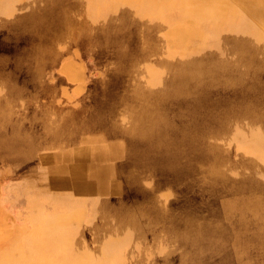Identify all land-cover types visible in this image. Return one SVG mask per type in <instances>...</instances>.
<instances>
[{
  "label": "bare ground",
  "instance_id": "bare-ground-1",
  "mask_svg": "<svg viewBox=\"0 0 264 264\" xmlns=\"http://www.w3.org/2000/svg\"><path fill=\"white\" fill-rule=\"evenodd\" d=\"M236 1L242 5V9L249 16L262 25L264 31V0ZM116 9H119L117 13H111ZM177 10L182 13V18L179 20H175L172 16L173 11ZM106 11L109 12L106 24L104 23L96 29L97 25L93 20L103 16ZM237 14L227 0H0V89L6 88L5 93L0 94V133L6 130L10 120L11 110L7 107L6 100L9 98L7 94L11 88H14V91L18 92L14 96L16 97L15 100L20 101V92L23 93L25 90L20 86L13 87V78L18 80L23 77L26 82L30 83L27 80L37 76L34 73L46 72L47 77L45 74L41 75V82L45 81V84L43 82L35 88L44 92L46 98L53 97L56 89L52 88L54 86H50L48 81L50 71L47 72L46 69L48 66H50L49 70L52 69L53 54L57 52L55 48L58 43L68 39L70 41V38L76 34L78 37L81 36V38L89 40L90 43L92 42L90 51L94 52L95 56L99 57L104 53L111 55L110 59L102 61L105 77L97 82V93L94 94L91 89L86 93L87 97L95 95L96 103L95 101L92 103L93 99L89 97L91 103L87 108L82 107L81 111L78 110L76 112L78 115L73 109L71 112L57 114L46 107L43 108V120L52 130H55L57 136L60 135L62 138L65 136L66 130L75 123L79 130L83 128L91 131L100 130L108 137L122 138L124 161L117 165V172L122 178V198L99 202L93 207L92 210L100 216V223L96 230V235L99 236L98 247L96 250L91 248L95 251H89L82 247L79 264H120L115 252L111 255L105 254L107 246L114 244L117 247L124 242L122 244L137 248L139 240L136 238L139 237V234L143 231L153 232L157 228H161L164 232L163 236L158 237V241L162 242L167 239L163 246L165 249L162 252L177 253L174 243H177L178 238L185 241L186 256L182 257L178 254L180 264H191L194 261L193 257L202 248L207 252L208 249L215 247L214 249H218V254L212 251L213 255L225 259L222 247L227 248L226 244L217 241L216 238L223 232V226L226 224L221 221L236 215L240 216L239 221L229 231L235 246L239 238L247 237L248 232L252 231L258 236L264 235V228H258L255 225L262 216L263 211H260L263 208L262 202L260 201L258 204L251 195L257 187V182L251 178L247 179L245 188L251 193L244 194L238 201L236 199L231 200L230 191L227 188L229 184L227 183V175L241 176L243 169L225 158L236 137L249 136L250 138L255 134H264V92L261 94V102L259 103L263 111L262 114L260 113L261 118L237 117L231 131L225 134L222 132L225 121L222 119L221 113L229 104L241 101L239 98L241 92L236 89L242 85L240 82L237 83L239 80L224 75L218 86L235 87L237 93L229 94L230 96L227 95L222 100L210 98L211 101H208L207 96H209L211 89L205 84L207 81L203 79L205 74L202 73L203 76L199 77V87L198 85L195 86L198 87L197 89L202 96L201 107H198L200 108L198 110L195 109L193 102H188L186 105L184 100L178 101L175 98H167L166 95L172 91L170 85L164 87L165 95L160 93L161 90L157 91L159 94L153 91V88L160 82L162 75L172 71L170 63L173 61L170 60V53L175 51L173 49H179L180 55H183L185 50H183L184 45L182 44L184 41L187 42L188 40L189 42L195 36L204 37L207 35L204 29L206 23H210L215 30L222 24H230ZM262 32L252 33L249 28L242 26L239 29L238 39L231 47L230 54L226 58L212 59L208 64L209 68H222L224 73H228L240 64L248 68L251 64L260 62L256 65V70L263 71L264 35ZM135 41L142 42V45L130 44ZM135 50L141 52L142 55L147 50L151 51L154 55L159 56V61L152 63L147 58H139L140 60L137 58L128 70L125 66L127 60L130 59L128 54ZM204 51V48L201 47L192 54L187 51L184 55L187 60L191 56V60L194 62L206 55ZM257 57L259 61H257ZM208 58L206 59L208 60ZM51 63L52 65H50ZM64 66L62 69L64 67L65 72L69 65L64 64ZM71 69L73 68L71 67ZM75 70L77 69L70 72ZM70 72L68 71V75ZM177 73L182 76L186 72L182 67H179ZM257 77V75L253 77L252 82H257ZM256 86L257 83H254L251 88L255 89ZM185 94L188 95V93ZM256 98L258 99V97ZM252 99L253 97L249 99L247 97L246 103L253 105ZM16 107L17 105L13 109ZM230 108L232 109V107ZM241 110L239 109V111ZM210 124L211 126L216 124L215 127L213 126L214 129L211 128L214 132L207 134L205 128L209 127ZM25 142L22 137L11 140L7 137L3 138L1 135L0 161L14 163L33 158L27 155L11 154L16 146L23 145ZM102 150L103 153H112L115 152L116 148L103 145ZM242 153L246 157L253 156L256 159L264 157V137L254 142L248 140L245 146L239 148L236 159ZM104 157H107V154L97 155L99 159ZM232 160L234 161V159ZM86 170L88 173H84V171L82 173L90 178H97L99 183L103 180L102 176L105 170L100 172L94 167L92 169V166H88ZM70 172L73 174L67 179L73 184L78 182L80 177H75L80 176L79 169L73 168ZM145 177L153 178L149 180ZM234 179L236 180V178ZM160 187L170 190L157 194V189ZM181 192L190 194L193 197L192 201L187 202ZM169 196L172 198L170 199ZM242 198L244 199L242 200ZM245 208L249 209L248 212L250 213L245 214L243 212ZM26 213H28V218L44 215L41 216L40 222L42 229H40L39 235L26 238L27 241L29 239L34 241L33 246L26 247L32 252L30 255L27 257L19 255L17 258L5 257L2 260L5 264H10L15 259H17L15 261L17 264H36L30 260V256L35 259L49 246H52V243L66 241L67 234L72 230L70 226H76L81 212L76 206L64 214L65 216L62 215L63 217L61 214L57 216L60 212L48 214L45 211L46 214H40V206L30 203L29 208L26 207ZM194 214H197L198 217L200 215L201 218L199 217L194 232L183 237L185 228L183 227L184 229L180 233L176 232V228L185 223L187 228L192 225L193 229L194 220L192 218ZM26 233L30 232L23 234ZM193 247L197 248L196 251L189 252ZM136 250L140 254L138 257H141L139 249ZM250 255L253 258L249 264H253L254 257L258 256L259 253L255 250L250 252ZM211 258L214 259V256ZM228 260L229 258L225 259L223 264H228ZM209 262L205 264H209Z\"/></svg>",
  "mask_w": 264,
  "mask_h": 264
},
{
  "label": "rangeland",
  "instance_id": "rangeland-1",
  "mask_svg": "<svg viewBox=\"0 0 264 264\" xmlns=\"http://www.w3.org/2000/svg\"><path fill=\"white\" fill-rule=\"evenodd\" d=\"M227 2H229L231 8L234 9L238 13L233 19V21L230 24L229 23L222 24L219 28L215 30L210 23H206L204 26V29L207 35L204 37L195 36L191 38L189 42L188 40L187 42L184 41V43L182 44L184 45V49L183 48L182 49L185 50L183 55H180L179 49L177 50L173 49L175 51L172 50L173 53H170L171 54L170 60L173 61L172 63H170L172 67L171 68L172 71L166 72L165 74H163L159 80L160 82H158L156 85L158 88H155L156 86L153 88L154 93L159 94L157 91L161 90L160 93L162 95H165L166 92H164V87H166L167 85H170L172 91H170V94L166 95L167 98L169 99L175 98V99H178V101L184 100L183 102L186 105H188V102L190 103L193 102L195 109L197 108L196 110H198L200 109L198 107H201L200 105H201L202 96L200 94V91L197 88L200 85L199 77L203 76L202 73L205 74L203 79L207 81L205 84L211 89L210 90L211 93L209 92L208 94L209 96H207L208 101H211V99L216 100L217 98L222 100L223 97L226 98V96L229 94L233 95L237 93L235 91V87L226 88V87L218 86L219 82L222 80L221 78L224 75H229L235 78L236 80H239L237 81V83L240 82L242 83V85L240 88L236 87V89H238L241 92L239 94V98H241V101L240 102L237 101V103L234 102L233 104L232 103L229 104L230 107H232V109L228 105L226 109L223 110L225 113L223 111L221 113L222 119L225 121V125H224L222 132H224L225 134L226 133L228 134V132L231 131L232 126L235 125L234 122L236 121L237 117H241V118H251V117L258 118L259 117L261 118L260 115L263 113V111H262V108H260L259 103L261 102L260 101L261 94L264 92V80H263L264 70L263 71L256 70L257 68L256 65L260 64V62H257L259 61L258 57H257V61L255 60V62L257 63L251 64L248 68L240 64L237 67L233 68L232 71L228 73H224L222 68L220 69H210L209 68L208 64L209 62H211L212 59L216 60L218 58H226L230 54L231 47L233 46V43L235 42V40L238 39L239 29L242 26L249 28V31L251 30L252 33L253 32L255 33L256 31H260V32L263 31L262 25L256 19L249 16L242 9V5L238 1L227 0ZM117 10L119 9H116L111 13L115 14L117 13ZM177 11H173V14H172L175 20H179L182 18V13L180 11L178 12ZM108 14L109 12L106 11L105 14H103V16H100L99 18H96L95 20H93L95 22V25H97L95 27L96 29L100 27L101 25H103L104 23L106 24V19H107ZM262 33L264 35V31ZM230 36L232 39L230 38ZM79 37L80 39H78ZM79 37L78 35L75 34L72 37L73 39L70 38V41L68 39V40L62 41L63 43L60 42L61 44L58 43L55 48L57 49L56 50L57 52L53 54L54 61L52 63L54 64L52 66V69L49 70L50 66H48V68L46 69L47 72L50 71V74H52L54 82L56 80V84H57L55 86L56 91L60 90L58 92L59 101L56 102L57 109L71 110L76 104L78 105L80 103L89 104L91 102L93 103L94 101L96 103L97 98L94 100L95 95L93 96L90 95L87 97L86 93L90 89H91V92H93L94 94L97 93L98 91L97 82L105 77V73L103 72V68H102V64H103L102 61L103 60L107 61L108 59L111 58L110 54H105V53L99 57L95 56L93 54L94 52L90 51L92 42L90 43L89 40H87L86 38H83V37L81 38V36ZM130 44L142 45V42L135 41ZM113 45H117V44H113ZM201 47L204 48L205 50L204 52L207 56L204 55L202 59L199 58L197 61H194V62H192L191 56H190V59L188 58L189 60H187V57L184 55L187 51L189 52V54H192L193 52H195V50ZM210 51L212 52V54ZM135 52L136 50L128 54L130 55V57H128L130 59L127 60L128 62L125 61L126 62L125 66H126V69L128 70L132 67L133 62L137 58H138L137 60L147 58L152 63H157L159 61V56L157 54L154 55L151 51L149 52L147 50V52H144L143 55L141 54V52H136V54ZM139 55H141L142 58ZM212 56L213 57L215 56V57L213 58ZM206 58H208V60ZM183 59L184 60L186 59V60L184 61ZM179 60H181L182 62ZM200 61H204V62H200ZM52 63L50 65H52ZM200 63L202 64L200 65ZM64 64L69 65L68 69L65 72H64L65 70ZM62 66H64L63 69H62ZM71 67L73 69H71ZM179 67H182V69H184L188 75L184 73L182 75L184 77H182L180 74H178L177 69L179 70ZM187 67L189 68L187 69ZM74 69H77V70H75L74 72H70V71H73ZM68 71L70 72V75H68ZM256 75L258 76L257 77L258 79H256L257 82L255 81L252 82V78L255 77ZM192 76H195L196 78ZM187 78H190V79H187ZM254 83H257V86H256L257 88L255 89L251 88ZM197 85L198 87H195ZM3 89H4L3 87L0 89V94L5 93L6 88L4 90ZM185 93H188V95H186ZM248 94L249 96H247ZM89 97L90 99L91 98L93 99L91 102L89 100ZM247 97L248 99L253 97L252 99L253 105L252 103L251 104L246 103ZM256 97H258V99ZM242 99L245 100L244 103H242L243 102ZM71 100L76 101V103L72 105L73 107L69 106V104H72ZM197 100L199 101L197 102ZM195 101L197 104L195 103ZM58 104L60 105V107L58 106ZM233 106H234V109H233ZM239 109L240 110L242 109V110L239 111ZM232 110L233 112H231ZM255 110H257L258 112ZM215 125L212 124L211 126L210 124L209 127L207 126L205 128L206 129L205 132H208L207 134L213 133L214 131L212 129H214ZM95 131H100V130H95ZM100 132L105 136L107 140L121 139V137H108L102 131ZM100 132H93V134L98 135V134H101ZM259 135H261V137H264V134L260 133ZM259 135L255 134L253 136H250V138L249 136L248 137H243V136L236 137L235 138L236 140L235 139L233 140L234 143L230 145L225 158L231 162L236 163V165L239 166V168L243 169L241 172V176L235 177L230 174L227 175V183H229L227 185V188H229V191H230L229 197L231 200L236 199L238 201L241 199V197H243L244 194L247 193L246 195H248L251 193L247 191L245 188V181L247 179L251 178L253 181L257 182V187H255L254 191H252L253 193H251V195L255 198V200H257L258 204L260 203V201L262 202L263 208H261L260 211H263V212H262L261 218L258 220V222L255 223V225L258 226V228H264V157H259L258 159H256L253 156L246 157L242 153V154H239L238 159H236L239 148H242L243 146H245L248 143V140L249 141L252 140V142L258 140L259 138H261L259 137ZM123 150L124 148H119L118 154L112 156L110 159V162H109L110 173H109V180L107 182V186L105 188L96 187L94 189L79 188V190H76L68 186L62 187L61 185L59 186L51 185V182L49 180L50 174L46 170V164L42 163L36 157L27 159L25 161L14 162V163L0 161V264H5L4 262H2L3 258L5 257L17 258V256L19 255L27 257L28 255H30V253H32L26 247L33 246L34 241L32 239H29L27 241L26 238L28 236L32 237L33 235L35 236L39 235L38 233L39 231H41L40 229H42L41 224H40L42 220L41 216H44V215H36V216H31L28 218L27 217L28 213H26V207L29 208L30 203H35L38 206H40L41 208L40 214H46V213L53 214V213L60 212L57 216H60V214L62 216L68 213L69 211H71V209H73L76 206L79 207L80 212H81L80 219L78 223L76 224V226L74 227L72 225L70 226V229L72 230H70V233L67 234L68 237L66 241L64 242L58 241L60 243H52V244L49 243L52 246H49L46 251L40 254V256H36L35 259L30 256L31 258L30 260L33 263H36V264H46V263L48 264H79V260L81 258L80 253H82L80 249H82V247L87 248L89 251H95L98 247L97 240L99 236L98 234L96 235V230L100 223V218H99L100 216H98L92 209L97 202L99 203V201L106 202L110 200H117V199L120 200L122 198V178L117 172V165H119L121 162L124 161V151ZM232 159H234V161ZM168 175L169 174L167 173V176ZM147 178L151 180L153 177H150V178L145 177V179ZM234 178H236V180ZM61 182L63 183V181ZM230 184H233V185H230ZM235 184H237L238 186ZM169 190L170 189L168 188L160 187L157 189V194H160L164 191H169ZM181 194L184 195V198L187 202L192 201L193 197L190 194L188 193L185 194L184 192H181ZM171 196H169L170 199L172 198ZM92 198H93V201L91 200ZM243 199L244 198H242V200ZM78 202L80 203L79 205L77 204ZM248 211L249 209L247 208L243 209V212H245V214L250 213ZM236 216H233L231 218L230 217L224 218L221 221V222L226 223L225 224L226 226L225 225L223 226V229H222L223 232H221L219 237L216 239L217 241L223 242L224 244H226V247L228 248L227 249L225 247H222L223 256L225 257V259L229 258L228 264H238V263L249 264L251 263L250 260L253 258L250 255V252L256 250L259 253V255L254 257L253 264H264V235L258 236L254 234V232L251 231L247 233L248 235L246 238H239L237 240L236 246L234 245V243H232L233 239L231 235H229L230 234L229 231H230V228H233L236 225V223L239 221L238 219L240 218V216L239 215H236ZM199 217L197 214L193 215V218H192L194 220L193 229L191 227L192 225L189 224L190 227L187 228L186 224L184 223L182 226H177V228L175 227L176 232L180 233L185 228L186 230L184 229L185 233H183L182 235L183 237L186 236V234L187 235L190 234V232H194V228L197 225L198 220L201 218ZM202 217H204V214H202ZM208 217H206V219H208ZM78 227H80L81 229ZM24 232H30L31 234L30 233L23 234ZM163 234L164 232L162 231L161 228L160 229L157 228L153 232L143 231L141 234H139V237L136 238L137 240H139V244L136 247L141 252V257H138V255L140 254L136 252L137 248H134V247L131 248L129 247V245L122 244L124 242L119 244L117 247H115L114 244H110L109 246L106 247L107 250L105 249V254L111 255L113 252H115L120 264H177V263L180 264L179 262L180 256L181 255L182 257L186 256V249L184 245L185 241L178 238L177 243H174L175 244L174 248L177 253L173 252L172 254L170 252H162L165 249V247L163 246L165 245V240L167 239L163 240L162 242H159L158 237L163 236ZM170 245L172 246L171 242H170ZM158 247L159 248L163 247V248L156 249ZM194 247L189 252L196 251L197 248H194ZM91 248L95 250H92ZM214 248L215 247H213V249H208L207 252L206 250H204V248H202V250L198 251L199 253L193 257L194 261L191 264H205V263H208L209 261H210L209 264H223L225 259H220L218 256L213 255L212 251L215 254H218V249H214ZM178 254L180 256H178ZM166 256L168 257L166 258ZM211 256H214V259L211 258ZM16 260L17 259H15L10 264H17L15 262Z\"/></svg>",
  "mask_w": 264,
  "mask_h": 264
},
{
  "label": "crops",
  "instance_id": "crops-1",
  "mask_svg": "<svg viewBox=\"0 0 264 264\" xmlns=\"http://www.w3.org/2000/svg\"><path fill=\"white\" fill-rule=\"evenodd\" d=\"M44 74L47 75L46 72L34 73V75L37 76H35L33 79L27 80L30 83L26 82L23 77L22 79H18V80L13 78L12 83H14V86L13 85L12 86L13 87L20 86L25 90L23 91V93L20 92L19 96H21L22 99V100L20 99V101L15 100L16 97L14 96H16L18 92L14 91V88H11V90L7 94L9 95V98H7L6 103H7V107L11 110V114L9 115L10 120L6 126V130L0 133V139H1V135H3V138L7 137L10 138L11 140L20 137H22L23 140L25 139L26 142L23 145L16 146L14 150L11 152V154L27 155V156H32L33 158L36 157L42 163L46 164V170L49 172V174L51 173L49 177L51 185H57V186L61 185L62 187L68 186L76 190H79V188L81 189H88V188L94 189L96 187L105 188L109 180L110 159L112 156L118 154L117 150L119 148L123 147V143L121 140L122 138L118 140H107L102 133L98 135L92 134L93 132H96L95 130L91 131L89 129H84V128L79 130L77 128L76 123L75 125L73 124L71 126L72 128L70 127V129L66 130L65 136L63 138L60 137V135L57 136L55 130H52V128L43 120V108L46 107L50 111L55 112L57 114H60V112L61 113L71 112V110L73 109L75 110V114L78 115V113L76 112H78V110L81 111V109L83 108H87L89 104L80 103L79 105L76 104L73 107L72 105L75 104L76 101L71 100L72 104H69V106L73 107L71 110L57 109L56 102L59 101L58 92L60 90L55 91L56 94L54 93L53 97L46 98L44 92H40L39 89L35 88L38 84H41L43 82L45 84V81L41 82L42 80L41 75ZM49 76H50L48 80L49 84L50 86H54L52 88H55V86L57 85L56 80L54 82L52 74H49ZM16 105H17L16 109H13V107H15ZM58 106L60 107L59 104ZM39 132L41 135L39 134ZM85 132L86 134H84ZM43 143L45 144L43 145ZM103 145L115 147L116 150L115 152L112 153L110 152L103 153L104 150V149L102 150ZM65 146H69V147H65ZM97 147H99L100 149ZM98 154H103V155L107 154V157L99 159L97 158ZM88 166H92V169L94 167L95 170H98L100 172H102V170H105V173L102 176L103 180L100 181V183L97 182V178H93V177L90 178L89 176L82 173L83 171L84 173H88V171L86 170ZM73 168H76V170L79 169V174H80V176L77 175L75 177V178L80 177V180L78 182H75L74 184L67 179V177H71V175L73 174L72 172H70L73 170ZM54 171L55 172L58 171V172L55 173ZM61 181H63V183ZM91 200L93 201V198Z\"/></svg>",
  "mask_w": 264,
  "mask_h": 264
}]
</instances>
